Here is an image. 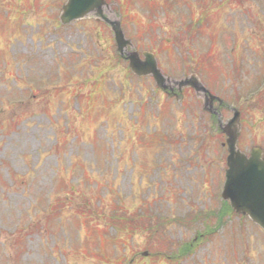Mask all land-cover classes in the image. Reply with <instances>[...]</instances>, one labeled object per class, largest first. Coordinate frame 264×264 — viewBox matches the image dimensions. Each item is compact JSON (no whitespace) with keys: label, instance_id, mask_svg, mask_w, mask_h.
I'll list each match as a JSON object with an SVG mask.
<instances>
[{"label":"rangeland","instance_id":"374dc122","mask_svg":"<svg viewBox=\"0 0 264 264\" xmlns=\"http://www.w3.org/2000/svg\"><path fill=\"white\" fill-rule=\"evenodd\" d=\"M65 1L0 0V264H264V232L216 198L227 152L201 98L134 76L108 25H60ZM189 1L106 11L166 76L200 72L223 122L241 111L243 150L264 147V0Z\"/></svg>","mask_w":264,"mask_h":264},{"label":"water","instance_id":"95a60500","mask_svg":"<svg viewBox=\"0 0 264 264\" xmlns=\"http://www.w3.org/2000/svg\"><path fill=\"white\" fill-rule=\"evenodd\" d=\"M106 4L105 0H67L60 16L61 21L70 23L90 14L102 16L105 21L112 25L118 51L124 53L128 46L133 47V45L130 40L125 38L120 21L109 20L103 15ZM143 56L144 59L137 51H131L127 54L132 71L138 76L152 75L158 86L168 89L171 79L164 76L155 55L146 51ZM174 83L180 89L185 86H192L198 95L202 93L207 95L208 93V90L195 74L180 81H174ZM210 97L212 100L214 99V96L210 95ZM206 98L208 97L206 96ZM224 132L227 135L229 155L226 183L222 196L225 200H230L231 206L236 212L248 215L264 229V151L261 147L255 146L250 155L247 156L237 147L241 133L240 113L237 111L224 126Z\"/></svg>","mask_w":264,"mask_h":264},{"label":"trees","instance_id":"16d2710c","mask_svg":"<svg viewBox=\"0 0 264 264\" xmlns=\"http://www.w3.org/2000/svg\"><path fill=\"white\" fill-rule=\"evenodd\" d=\"M176 1V3H179V4H182V5H184L183 6V8L184 9H186L185 10V14H188V10H187V6L188 5H191V1H189V0H175ZM192 1H196V0H192ZM201 4H202V0H198ZM172 5L173 6H176L175 5V3H174V1H172ZM209 7H211V6H208V8ZM183 16L181 15L180 16V18H179V20L180 21H182L183 20V18H182ZM188 20H190L192 23H191V25H189V24H186L187 26H194V27H196V28H198V27H200V28H198L197 29V31H198V34H200V35H206V32L208 31V29L205 27V26H202L201 24H198L199 22H200V19H196V18H192V17H190V19H188ZM177 22H178V20H177ZM211 22V21H210ZM193 24H196V25H193ZM176 27H178L179 29H180V31L182 32V29H185V24H174ZM207 26H209V25H207ZM203 27V29L202 30H200L201 28ZM181 34H183V32L181 33ZM202 43H203V41H202ZM209 61H210V63H211V66L213 65V61L211 60V58H209ZM191 217H192V219L195 221V222H198V221H202V222H205L206 224L208 223L207 222V219L208 218H210V214H203V213H198V214H191L190 215ZM115 217H117V215H115ZM130 222H131V220H129ZM125 224L124 222H123V220H121V218H118V220L115 222V224L113 225L114 227H117V225L118 224ZM154 234H160V229H158V227L156 228V230H155V232H153ZM163 234V233H162ZM164 237V236H163ZM162 238V237H161Z\"/></svg>","mask_w":264,"mask_h":264}]
</instances>
